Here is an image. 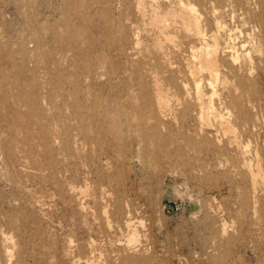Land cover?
I'll return each instance as SVG.
<instances>
[{
    "label": "rangeland",
    "instance_id": "rangeland-1",
    "mask_svg": "<svg viewBox=\"0 0 264 264\" xmlns=\"http://www.w3.org/2000/svg\"><path fill=\"white\" fill-rule=\"evenodd\" d=\"M0 264H264V0H0Z\"/></svg>",
    "mask_w": 264,
    "mask_h": 264
},
{
    "label": "bare ground",
    "instance_id": "bare-ground-1",
    "mask_svg": "<svg viewBox=\"0 0 264 264\" xmlns=\"http://www.w3.org/2000/svg\"><path fill=\"white\" fill-rule=\"evenodd\" d=\"M182 3V2H181ZM184 9L185 10H189V13H190V11H192V7H189V6H184ZM186 13V16L184 17L185 19H187L189 22H190V24H188V25H190L192 28H190L191 30H193L194 32H195V34H200V30H199V26H198V23H197V21L195 20V17L192 15H189V13H187V12H185ZM157 22H159V20L157 21ZM165 38V37H164ZM210 52L211 51H206V53H205V57H204V63L202 62L201 64H205V63H207L208 61L207 60H209L210 58H209V56H210ZM203 66L201 65V68H202Z\"/></svg>",
    "mask_w": 264,
    "mask_h": 264
}]
</instances>
